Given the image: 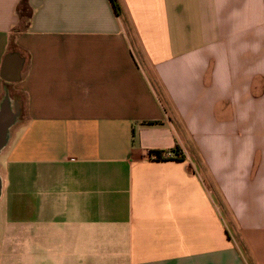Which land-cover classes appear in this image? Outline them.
<instances>
[{
  "label": "crops",
  "instance_id": "0c3cea01",
  "mask_svg": "<svg viewBox=\"0 0 264 264\" xmlns=\"http://www.w3.org/2000/svg\"><path fill=\"white\" fill-rule=\"evenodd\" d=\"M116 2L0 0V264H264V0Z\"/></svg>",
  "mask_w": 264,
  "mask_h": 264
},
{
  "label": "water",
  "instance_id": "95a60500",
  "mask_svg": "<svg viewBox=\"0 0 264 264\" xmlns=\"http://www.w3.org/2000/svg\"><path fill=\"white\" fill-rule=\"evenodd\" d=\"M11 64V57L6 58L5 66L9 67ZM9 100L6 96L0 102V153L8 144V134L16 122V117L10 108Z\"/></svg>",
  "mask_w": 264,
  "mask_h": 264
},
{
  "label": "trees",
  "instance_id": "16d2710c",
  "mask_svg": "<svg viewBox=\"0 0 264 264\" xmlns=\"http://www.w3.org/2000/svg\"><path fill=\"white\" fill-rule=\"evenodd\" d=\"M113 4H114L116 12L120 13V7L117 4L116 0H113ZM158 124H160V122H146L145 123V125H147V126H153V125H158ZM176 153H178L177 149H172L170 151H152L151 155H154L155 159H157V160H162L166 157L169 158L170 156H172V154H176ZM178 157H180V156H178Z\"/></svg>",
  "mask_w": 264,
  "mask_h": 264
},
{
  "label": "bare ground",
  "instance_id": "6f19581e",
  "mask_svg": "<svg viewBox=\"0 0 264 264\" xmlns=\"http://www.w3.org/2000/svg\"><path fill=\"white\" fill-rule=\"evenodd\" d=\"M9 104H10V108L13 110V112H14V115H15V117H16V122H15V124L17 123V121H18V119H19V116H20V109L19 108H13V107H15L14 105H12V103H11V101L9 102ZM22 111V110H21ZM22 113V112H21ZM9 136H10V132H9V134H8V140H9ZM1 190H2V178L0 177V194H1Z\"/></svg>",
  "mask_w": 264,
  "mask_h": 264
},
{
  "label": "built area",
  "instance_id": "2783aa9c",
  "mask_svg": "<svg viewBox=\"0 0 264 264\" xmlns=\"http://www.w3.org/2000/svg\"><path fill=\"white\" fill-rule=\"evenodd\" d=\"M150 157L155 158V156L154 155H151V153H150Z\"/></svg>",
  "mask_w": 264,
  "mask_h": 264
}]
</instances>
